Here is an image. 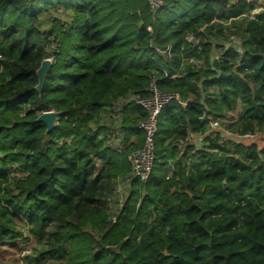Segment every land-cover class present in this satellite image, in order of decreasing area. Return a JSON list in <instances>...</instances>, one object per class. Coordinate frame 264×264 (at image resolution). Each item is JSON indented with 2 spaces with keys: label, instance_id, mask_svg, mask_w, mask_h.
Listing matches in <instances>:
<instances>
[{
  "label": "trees",
  "instance_id": "1",
  "mask_svg": "<svg viewBox=\"0 0 264 264\" xmlns=\"http://www.w3.org/2000/svg\"><path fill=\"white\" fill-rule=\"evenodd\" d=\"M257 1L0 0V245L31 241V264H264ZM154 77L186 105L163 107L143 182L129 154Z\"/></svg>",
  "mask_w": 264,
  "mask_h": 264
},
{
  "label": "built area",
  "instance_id": "2",
  "mask_svg": "<svg viewBox=\"0 0 264 264\" xmlns=\"http://www.w3.org/2000/svg\"><path fill=\"white\" fill-rule=\"evenodd\" d=\"M153 6H159L162 4V0H149ZM53 41L50 47L53 50L57 49V43ZM195 36L190 35L188 37V42H194ZM234 46L239 48V43L234 42ZM231 43H226L224 49L230 47ZM223 48H219L214 52V58H219V52L224 50ZM159 52L163 53L165 50L158 49ZM46 57L50 58L53 61V56L46 55ZM191 62L200 63L197 60L191 59ZM148 92H150L149 97L138 98L136 103L145 109L147 112V117L145 120L140 122L139 127L143 130L145 140L143 147L132 151L129 154V161L132 167V175L139 180L145 182L152 171L154 159H155V137L157 133L158 126V117L163 109V107L168 104L172 100L179 101L182 105H186V102L180 100V97L177 93H169L162 92L156 87L155 77L152 79L150 86L147 88ZM210 125L213 128H221L219 119H211ZM171 175V174H169Z\"/></svg>",
  "mask_w": 264,
  "mask_h": 264
},
{
  "label": "rangeland",
  "instance_id": "3",
  "mask_svg": "<svg viewBox=\"0 0 264 264\" xmlns=\"http://www.w3.org/2000/svg\"><path fill=\"white\" fill-rule=\"evenodd\" d=\"M255 6H256L255 9L251 13L252 16L264 9V0H258ZM232 115L237 116V113L234 112L232 113ZM242 139L243 138H239V141ZM252 139L253 138H250V141ZM244 142H249V140L247 139ZM121 192L123 197L126 196L127 187L121 185ZM22 230L26 234L27 232L26 228H22ZM17 242H18L17 246H12L11 244L0 245V264H31L27 260L26 256L32 250V242L31 241L22 242L20 240H18Z\"/></svg>",
  "mask_w": 264,
  "mask_h": 264
},
{
  "label": "water",
  "instance_id": "4",
  "mask_svg": "<svg viewBox=\"0 0 264 264\" xmlns=\"http://www.w3.org/2000/svg\"><path fill=\"white\" fill-rule=\"evenodd\" d=\"M52 65V60L45 57L37 69L36 74L38 77V83L35 86V90L38 93L42 92L48 72L50 71ZM58 117L59 113L55 110L44 111L38 115L37 122L43 123L47 127V132H50L57 126Z\"/></svg>",
  "mask_w": 264,
  "mask_h": 264
},
{
  "label": "crops",
  "instance_id": "5",
  "mask_svg": "<svg viewBox=\"0 0 264 264\" xmlns=\"http://www.w3.org/2000/svg\"><path fill=\"white\" fill-rule=\"evenodd\" d=\"M190 139L196 143V141L199 140L200 137L196 134H191ZM120 185L126 186L122 181L120 182Z\"/></svg>",
  "mask_w": 264,
  "mask_h": 264
}]
</instances>
